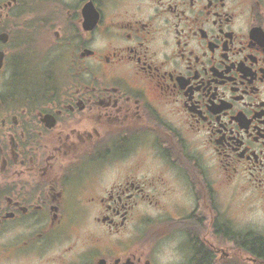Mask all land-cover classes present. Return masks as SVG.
Segmentation results:
<instances>
[{
	"label": "flooded vegetation",
	"instance_id": "1",
	"mask_svg": "<svg viewBox=\"0 0 264 264\" xmlns=\"http://www.w3.org/2000/svg\"><path fill=\"white\" fill-rule=\"evenodd\" d=\"M0 34V264L241 261L218 204L264 200V0H0Z\"/></svg>",
	"mask_w": 264,
	"mask_h": 264
},
{
	"label": "rangeland",
	"instance_id": "2",
	"mask_svg": "<svg viewBox=\"0 0 264 264\" xmlns=\"http://www.w3.org/2000/svg\"><path fill=\"white\" fill-rule=\"evenodd\" d=\"M8 30L15 35H18L20 31L19 28L13 26ZM1 78L0 76V81ZM219 202L218 208L222 213L221 219H228V230L230 231L228 247L243 250L241 261L235 264H251L248 259L252 255L236 243L241 242V237L248 234L264 238V200L254 198L251 192L228 188V195H222ZM225 205H228L227 213L224 210Z\"/></svg>",
	"mask_w": 264,
	"mask_h": 264
},
{
	"label": "trees",
	"instance_id": "3",
	"mask_svg": "<svg viewBox=\"0 0 264 264\" xmlns=\"http://www.w3.org/2000/svg\"><path fill=\"white\" fill-rule=\"evenodd\" d=\"M241 237V236H240ZM237 245H240L247 253H250L253 256L259 257L264 261V238L253 236L248 234L244 237H241V242H237Z\"/></svg>",
	"mask_w": 264,
	"mask_h": 264
},
{
	"label": "water",
	"instance_id": "4",
	"mask_svg": "<svg viewBox=\"0 0 264 264\" xmlns=\"http://www.w3.org/2000/svg\"><path fill=\"white\" fill-rule=\"evenodd\" d=\"M7 41V36L4 34H0V42L5 43ZM2 62H3V53L0 52V69L2 67Z\"/></svg>",
	"mask_w": 264,
	"mask_h": 264
}]
</instances>
